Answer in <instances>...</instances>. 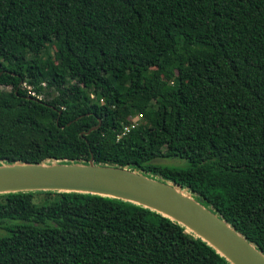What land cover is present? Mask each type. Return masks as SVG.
Masks as SVG:
<instances>
[{"label": "trees", "instance_id": "1", "mask_svg": "<svg viewBox=\"0 0 264 264\" xmlns=\"http://www.w3.org/2000/svg\"><path fill=\"white\" fill-rule=\"evenodd\" d=\"M91 159L174 183L264 254V0H0V163ZM0 232V264H229L101 195L0 194Z\"/></svg>", "mask_w": 264, "mask_h": 264}, {"label": "water", "instance_id": "2", "mask_svg": "<svg viewBox=\"0 0 264 264\" xmlns=\"http://www.w3.org/2000/svg\"><path fill=\"white\" fill-rule=\"evenodd\" d=\"M96 127L88 132L96 130ZM76 192L127 201L153 210L178 223L229 264H264V254L238 233L203 199L174 183L155 180L113 164L0 163V194L16 192Z\"/></svg>", "mask_w": 264, "mask_h": 264}, {"label": "rangeland", "instance_id": "3", "mask_svg": "<svg viewBox=\"0 0 264 264\" xmlns=\"http://www.w3.org/2000/svg\"><path fill=\"white\" fill-rule=\"evenodd\" d=\"M50 55H53V50H50ZM43 86H45V84H43ZM30 88V87H27ZM45 95H42L40 97H44ZM128 120L133 124V125H138V123L141 122V118L139 116H127ZM154 136H156V134H154ZM155 163L158 164H163L165 166L168 167H186V162L185 160H181V159H160V160H156ZM2 234V232H0V235Z\"/></svg>", "mask_w": 264, "mask_h": 264}, {"label": "built area", "instance_id": "4", "mask_svg": "<svg viewBox=\"0 0 264 264\" xmlns=\"http://www.w3.org/2000/svg\"><path fill=\"white\" fill-rule=\"evenodd\" d=\"M29 89V88H28ZM32 96L34 95V93H30ZM91 98L93 99L94 98V95L93 94H91ZM133 125V124H132ZM129 129V127H125L124 128V130H123V132H126L127 130Z\"/></svg>", "mask_w": 264, "mask_h": 264}]
</instances>
